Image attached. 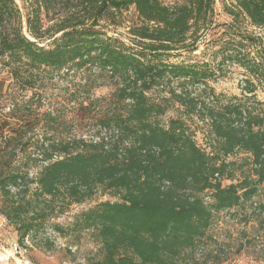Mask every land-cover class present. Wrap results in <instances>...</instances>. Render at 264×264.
<instances>
[{
  "label": "trees",
  "instance_id": "trees-1",
  "mask_svg": "<svg viewBox=\"0 0 264 264\" xmlns=\"http://www.w3.org/2000/svg\"><path fill=\"white\" fill-rule=\"evenodd\" d=\"M20 1L29 7L25 33L15 1L0 0V59H8L21 85L34 88L44 71H93L114 92L90 140L31 142L20 116L6 134V122L0 124V216L22 244L69 206L110 193L117 201L99 203L75 221V231L90 232L100 246L94 264H207L195 251L214 215L237 211L264 184V102L257 98L264 96V0H234L224 10L230 22L216 26L214 0ZM131 8L137 23L128 28L129 45L101 32L100 23L116 24ZM213 30L214 67L165 62L171 53L195 52ZM229 65L244 72L239 97L209 86ZM159 88L165 97L149 96ZM93 106L90 96L78 103L83 112ZM26 107L28 116L37 113ZM174 107L178 116L161 124ZM44 116L46 127L57 124ZM194 121L203 124L204 146L195 141ZM255 207L264 226V202Z\"/></svg>",
  "mask_w": 264,
  "mask_h": 264
},
{
  "label": "rangeland",
  "instance_id": "rangeland-1",
  "mask_svg": "<svg viewBox=\"0 0 264 264\" xmlns=\"http://www.w3.org/2000/svg\"><path fill=\"white\" fill-rule=\"evenodd\" d=\"M14 1L23 16L22 25L25 33V15L28 14L29 7L20 0ZM162 1L166 4L182 2V0ZM233 2L234 0H214L213 26L230 22L224 10ZM57 8L58 14L62 13L65 7L61 2ZM44 23L48 25L46 20ZM115 23L117 25L100 23L101 32L129 45L131 37L128 35V28L137 23L134 10L131 8L124 12ZM214 33L215 30L203 34L195 52H174L170 54L169 59H165V62L176 64L207 62L214 67L219 61V57L214 55L219 47L212 42L216 39ZM49 44L46 42L43 45L46 47ZM7 62L6 58L0 59V124L6 122L5 134L17 128L19 124L15 117L17 115L24 119L22 122L25 126V136L31 142L39 141L41 138L63 140L75 137L90 140L97 136L96 122H99L100 116L108 108L107 104L111 101L114 92V85L108 79H103L93 71L86 74L61 72L59 75L44 71L36 79L34 88L30 89L21 85L23 81H18L12 76L11 66L7 65ZM243 80V70L235 65H229L223 69L220 76L217 75L215 81L209 82V86L217 94L239 97ZM86 96H90L96 102V107H91L94 110L83 112L78 109V103ZM149 96L163 98L166 93L159 88L152 91ZM257 98L264 102L263 94L257 93ZM28 105L33 110L37 108V113H30L28 116L26 107ZM18 108L23 115L17 112ZM26 111L27 116H25ZM45 113H50L56 118L57 124L53 125L54 127L49 123L50 127L45 126L44 122L48 120L44 116ZM6 116L9 119L4 118ZM177 116L178 110L174 107L160 118V122L165 125L169 119ZM194 122L191 128H196V124L198 127L195 141L199 146H204L203 124ZM27 152L32 153V149ZM22 158L23 155H19L17 162L23 164ZM35 172V170L30 171V176H35ZM31 188L34 189L35 186ZM259 191L250 202L243 203L237 211L231 210L214 215L208 237L195 251L198 260H207V264H264V226H261L263 217L258 215L259 211L255 207V204L264 202V184L260 186ZM205 200L209 201L208 198ZM106 201L115 202L117 199L110 193L98 192L91 200L69 206L63 213L48 219L36 237H27L22 244L19 242L17 231L8 224L9 230L26 250L27 259L31 264H94L100 258V246L90 232L77 233L75 221L82 212ZM56 226L62 229L60 233L55 231Z\"/></svg>",
  "mask_w": 264,
  "mask_h": 264
},
{
  "label": "built area",
  "instance_id": "built-area-1",
  "mask_svg": "<svg viewBox=\"0 0 264 264\" xmlns=\"http://www.w3.org/2000/svg\"><path fill=\"white\" fill-rule=\"evenodd\" d=\"M0 264H31L4 218H0Z\"/></svg>",
  "mask_w": 264,
  "mask_h": 264
}]
</instances>
